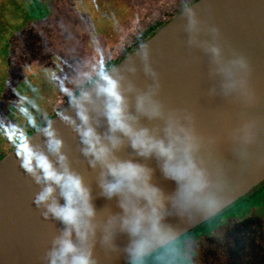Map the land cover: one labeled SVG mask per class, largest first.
Listing matches in <instances>:
<instances>
[{
  "label": "water",
  "instance_id": "obj_1",
  "mask_svg": "<svg viewBox=\"0 0 264 264\" xmlns=\"http://www.w3.org/2000/svg\"><path fill=\"white\" fill-rule=\"evenodd\" d=\"M116 108L131 132L112 118ZM148 142L192 162L200 176L193 194ZM122 165L142 170L136 188L156 196L127 186L109 195ZM69 180L93 213L79 231L49 210L66 206ZM263 183L264 0H197L0 160V264H52L62 241L90 264H134Z\"/></svg>",
  "mask_w": 264,
  "mask_h": 264
},
{
  "label": "rangeland",
  "instance_id": "obj_2",
  "mask_svg": "<svg viewBox=\"0 0 264 264\" xmlns=\"http://www.w3.org/2000/svg\"><path fill=\"white\" fill-rule=\"evenodd\" d=\"M191 2L59 0L36 13L27 35H19L23 42L0 46L1 147L10 148L56 115L150 28ZM1 10L0 24L12 23ZM218 220L211 231L205 228L178 243L191 247L190 264H264V204L246 215L230 210Z\"/></svg>",
  "mask_w": 264,
  "mask_h": 264
},
{
  "label": "clouds",
  "instance_id": "obj_3",
  "mask_svg": "<svg viewBox=\"0 0 264 264\" xmlns=\"http://www.w3.org/2000/svg\"><path fill=\"white\" fill-rule=\"evenodd\" d=\"M112 118L116 120L117 126L124 129L125 131L131 132L120 119V110L118 108L113 109ZM138 137H142L144 133L135 134ZM141 147H145V143L141 141ZM147 149L149 151L156 150L161 156L167 159V171L169 174L176 179L178 182L184 183L185 194H193L200 186V176L196 171L192 162L185 156L181 159L177 153L179 149H175L172 145L164 146L160 143L148 142ZM113 174L117 176L118 183L115 185H109L107 191L109 195L113 192L119 191L121 188L127 186L130 191L136 192L137 194H143L149 198H154L156 192L154 190L145 189L140 191L135 186V181L142 180L143 172L140 169L133 168L132 166H120L118 169H113ZM59 182V181H57ZM65 196L67 204L62 208H50L49 210L58 218H60L65 224L79 231L82 226H86L83 221V216H91L93 213L86 204V195L83 189L80 187L79 182L75 180H69L65 184ZM48 193L42 194L38 198V202H43L47 199ZM81 202L83 210L75 205L77 202ZM142 218H138L131 223V231L133 234L140 232V223ZM147 243L146 240L140 241L137 246V250L143 248ZM71 256V264H90L88 254L80 252L77 254V249L69 242L62 241L58 253L54 254L52 264H69L68 257Z\"/></svg>",
  "mask_w": 264,
  "mask_h": 264
},
{
  "label": "trees",
  "instance_id": "obj_4",
  "mask_svg": "<svg viewBox=\"0 0 264 264\" xmlns=\"http://www.w3.org/2000/svg\"><path fill=\"white\" fill-rule=\"evenodd\" d=\"M58 1L59 0H5L4 3L0 5V10L2 9L1 12L7 13L9 17L13 19V22L12 23L7 22V24H0L1 25L0 26V46L2 48L4 47L9 48L11 47L9 43L19 44L23 42L25 40L23 38L27 35V31L30 27L31 18L35 17L36 13L38 12L43 14L48 7H50L51 5L54 6V4L57 3ZM194 1H197V0H194ZM179 11L169 16V18L166 21L159 23L158 25L150 28L145 33L143 38L137 40V42L133 44V46L126 51V53L122 56L121 59L115 62L109 63L106 66V68L99 74V76H101L104 72H106L112 66L120 62L123 58H125V56L128 53L134 51L136 47L143 42V40L150 38L152 35H154L157 28L167 23L174 15L179 13ZM34 24H37V23L35 22ZM21 34H23L24 37L20 38L19 35ZM97 78H95L89 84L85 85V87L92 84ZM80 90L75 92L74 96H76L80 92ZM72 98L69 99L65 105H68L70 101L72 100ZM53 116L52 115L49 116L44 123L36 125L33 128V130H29L28 133L22 139L31 135L34 131H36L41 126H43ZM22 139L18 140L15 143V145H12L10 148L6 150H4L1 147L2 144H0V160L3 159L10 151H12L20 142H22ZM262 204H264V184L259 189L255 190L253 193L244 197L239 202L235 203L232 207L228 208L226 211H224L217 217L211 219L210 221H208L201 227L195 229L194 231L190 232L189 234L185 235L184 237L170 244L169 246L157 251L156 253L148 257H145L139 260L138 262L134 264H190L192 260L188 258V255L193 254L192 249L191 247L188 246V244H186L185 246H179L178 245L179 242L196 235L198 232L202 231L205 228H209V226L211 225L213 228H215L216 225L218 224V221H219L218 219L221 218L225 213H227L230 210L235 215H238L239 213L242 215H246L247 210L255 208ZM211 230L212 229L209 228V231Z\"/></svg>",
  "mask_w": 264,
  "mask_h": 264
},
{
  "label": "flooded vegetation",
  "instance_id": "obj_5",
  "mask_svg": "<svg viewBox=\"0 0 264 264\" xmlns=\"http://www.w3.org/2000/svg\"><path fill=\"white\" fill-rule=\"evenodd\" d=\"M264 184V183H263ZM263 184H261L260 186H258L257 188H255L251 193H253L255 190L259 189ZM250 193V194H251ZM248 196V195H247ZM239 202V201H238Z\"/></svg>",
  "mask_w": 264,
  "mask_h": 264
}]
</instances>
